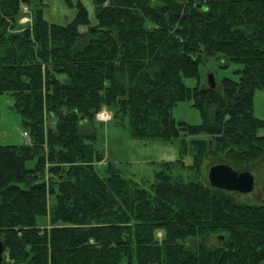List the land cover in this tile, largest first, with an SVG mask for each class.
I'll return each instance as SVG.
<instances>
[{
	"label": "trees",
	"instance_id": "obj_1",
	"mask_svg": "<svg viewBox=\"0 0 264 264\" xmlns=\"http://www.w3.org/2000/svg\"><path fill=\"white\" fill-rule=\"evenodd\" d=\"M92 1L94 23L77 0L63 26L44 19L42 0H0V95L29 135L0 145L3 264H264V204L197 178L207 157L238 172L264 158V121L253 115L264 0ZM22 6L30 24H19ZM214 57L239 64L238 79L186 87L182 78ZM186 98L199 125L171 116ZM103 107L132 139L177 142L179 158L148 188L99 166Z\"/></svg>",
	"mask_w": 264,
	"mask_h": 264
},
{
	"label": "rangeland",
	"instance_id": "obj_2",
	"mask_svg": "<svg viewBox=\"0 0 264 264\" xmlns=\"http://www.w3.org/2000/svg\"><path fill=\"white\" fill-rule=\"evenodd\" d=\"M43 16L48 23L58 25H67L75 15V3L77 0H42ZM87 11L90 23H94V6L92 0H79ZM82 31L85 28H79ZM240 65L230 63L223 65L221 58H209L205 63L199 65L198 77H184L182 82L188 88L201 87L206 85L208 75L213 77L216 85L223 78L232 80L238 79L236 71L240 69ZM193 100L186 98L179 101L171 109V116L175 123L185 122L189 125H199L202 122L199 111L194 107ZM253 115L264 121V91L255 89L253 93ZM96 117V116H95ZM95 129L97 131L98 140L96 148L102 151L104 160L99 166H106L112 163L121 172L122 176L132 185L148 188L153 183L154 173L160 168L161 163L175 161L179 158L178 144L176 141L162 140H135L129 135L127 124L124 127L117 126L114 121L100 123L95 118ZM91 125H86L85 129L91 130ZM25 132L22 125V119L13 108V99L8 93L0 95V145H19L26 142V138L22 136ZM27 133V132H26ZM29 142V135H28ZM185 163H191L190 155L183 157ZM223 159H213L207 157L202 165L197 178L207 183V170L211 165L222 162ZM28 167L32 163L27 164ZM245 169V168H244ZM242 170V169H241ZM245 170H249L255 178L253 190L248 194L233 193L235 199L250 205L264 204V158L254 166ZM180 173L183 179H193L195 174L189 171H175ZM41 223V220L38 219ZM157 233V236H160ZM196 244L195 240L188 242V245ZM207 245H215L218 240L213 237L206 240Z\"/></svg>",
	"mask_w": 264,
	"mask_h": 264
},
{
	"label": "water",
	"instance_id": "obj_3",
	"mask_svg": "<svg viewBox=\"0 0 264 264\" xmlns=\"http://www.w3.org/2000/svg\"><path fill=\"white\" fill-rule=\"evenodd\" d=\"M206 85L210 89L216 87L211 75H208ZM207 182L212 188L238 194L250 193L255 184L254 177L249 171L238 172L225 163L214 164L208 168ZM3 255L4 246L0 241V264H3Z\"/></svg>",
	"mask_w": 264,
	"mask_h": 264
},
{
	"label": "built area",
	"instance_id": "obj_4",
	"mask_svg": "<svg viewBox=\"0 0 264 264\" xmlns=\"http://www.w3.org/2000/svg\"><path fill=\"white\" fill-rule=\"evenodd\" d=\"M22 12L23 16L19 20V24L24 25V24H30L31 18L28 13V9L25 6H22ZM96 119L101 122V123H106L112 119V114L110 111H108L106 108H101L95 115ZM24 138L27 139L28 141V134L26 132L21 133Z\"/></svg>",
	"mask_w": 264,
	"mask_h": 264
},
{
	"label": "bare ground",
	"instance_id": "obj_5",
	"mask_svg": "<svg viewBox=\"0 0 264 264\" xmlns=\"http://www.w3.org/2000/svg\"><path fill=\"white\" fill-rule=\"evenodd\" d=\"M104 108V107H103Z\"/></svg>",
	"mask_w": 264,
	"mask_h": 264
}]
</instances>
